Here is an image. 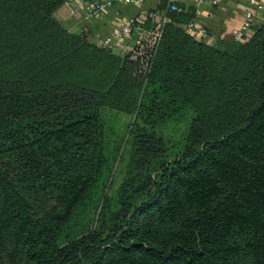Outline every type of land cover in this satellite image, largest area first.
I'll return each mask as SVG.
<instances>
[{
  "label": "trees",
  "instance_id": "16d2710c",
  "mask_svg": "<svg viewBox=\"0 0 264 264\" xmlns=\"http://www.w3.org/2000/svg\"><path fill=\"white\" fill-rule=\"evenodd\" d=\"M151 1L136 14L166 9V0ZM64 2L0 0V264H264V14L244 39L207 43L182 28L194 6L166 11L161 37L173 62L160 88L176 103L193 102V91L214 80L227 93L225 110L218 93L216 114L199 113L194 126L223 127L192 131L148 191L124 185L107 219L59 245L61 228L107 171L96 91H116L130 62L67 32L53 17ZM92 54L120 61L110 84L99 76L89 85Z\"/></svg>",
  "mask_w": 264,
  "mask_h": 264
},
{
  "label": "rangeland",
  "instance_id": "374dc122",
  "mask_svg": "<svg viewBox=\"0 0 264 264\" xmlns=\"http://www.w3.org/2000/svg\"><path fill=\"white\" fill-rule=\"evenodd\" d=\"M65 3L66 0L55 10L53 17L67 29V32L82 33L99 46V42L92 37L90 31L85 30V26L80 25L74 29L58 18L57 12ZM260 14L263 16L262 13H257L258 16ZM185 24H182V28L188 31ZM169 33L170 37L175 38L174 32ZM208 34L212 36L209 31ZM192 37L196 38L194 35ZM164 38L161 37L155 44L147 63L141 56L129 57L128 65L119 70L116 91L110 89L96 91V99L101 110V137L107 171L89 187L73 210L70 219L61 228L58 236L59 245L78 238L99 225L103 218L107 219L118 207L124 185L127 193L136 190L140 193L148 191L162 166L180 157L184 148L193 141L192 131L202 129L215 132L223 127L194 126V120L199 113L209 112L210 116L216 114L214 105L218 93L224 94L222 98L218 97V102L225 110L223 102L228 97L225 95L227 93L223 92L224 89L218 88L214 80L207 79L197 91H193L194 99L191 100H195L193 102L176 103L169 93L160 88L166 68L173 62L165 61L168 57ZM211 39L213 40V37ZM113 52L117 54L116 51ZM91 59L94 62L91 63L92 67L88 63L84 70V74L90 78L89 85L97 87L99 76L106 77V83L110 84L120 61L109 54H92ZM138 90L140 93L137 103L130 112L133 105L132 95L136 96ZM112 95H116L115 103L109 100ZM226 115L228 120L234 117L232 113Z\"/></svg>",
  "mask_w": 264,
  "mask_h": 264
},
{
  "label": "built area",
  "instance_id": "2783aa9c",
  "mask_svg": "<svg viewBox=\"0 0 264 264\" xmlns=\"http://www.w3.org/2000/svg\"><path fill=\"white\" fill-rule=\"evenodd\" d=\"M116 1H124L127 3H142L143 0H97L85 8L82 14V20L90 21L93 17L99 16L107 8L112 7ZM220 0H211L212 4H217ZM159 3V0H156ZM180 0H166V9L159 11L152 9L145 14H134L126 18V20L117 28V30L109 34H101L95 30L92 37L99 42V45L116 51L120 55H127L130 58L141 56L148 62L155 44L161 38L162 29L168 21L166 11H182L179 5ZM198 0L194 7L193 18L189 20L185 27L197 39L203 41H212V36L208 34V30L198 23L201 10ZM81 0H66L65 6L71 11H77L78 7H83ZM264 14V0H248V7L243 12V19L240 27L233 33L235 40H242L251 34L252 24L257 13ZM150 23V27L145 28L144 24ZM138 55V56H137Z\"/></svg>",
  "mask_w": 264,
  "mask_h": 264
},
{
  "label": "crops",
  "instance_id": "0c3cea01",
  "mask_svg": "<svg viewBox=\"0 0 264 264\" xmlns=\"http://www.w3.org/2000/svg\"><path fill=\"white\" fill-rule=\"evenodd\" d=\"M83 7H78L77 11L71 12L67 7H61L57 16L65 24L77 29L80 25L85 26V30L90 34L95 30L101 34H109L115 30L128 18L136 14L139 9L146 6L147 3H127L116 1L112 7L107 8L99 16L93 17L90 21L82 20V14L86 7L97 0H81ZM151 3L152 1L149 0ZM198 0H180V4L187 10L196 6ZM154 3V2H153ZM248 7V0H220L217 4H212L211 0H201L199 8L201 15L198 23L203 25L213 37L222 40H230L233 33L240 27L243 19V12ZM262 19V15L255 16L254 21Z\"/></svg>",
  "mask_w": 264,
  "mask_h": 264
}]
</instances>
